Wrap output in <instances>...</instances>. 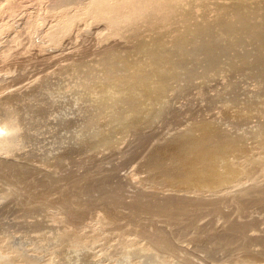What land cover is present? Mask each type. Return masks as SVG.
I'll return each instance as SVG.
<instances>
[{
  "label": "rangeland",
  "instance_id": "obj_1",
  "mask_svg": "<svg viewBox=\"0 0 264 264\" xmlns=\"http://www.w3.org/2000/svg\"><path fill=\"white\" fill-rule=\"evenodd\" d=\"M56 1L0 0V264H264V46L212 27L177 57L167 30L115 20L153 0ZM138 45L169 62L157 71ZM125 63L145 92L115 88ZM202 128L238 147L221 163L237 178L171 189L165 154Z\"/></svg>",
  "mask_w": 264,
  "mask_h": 264
},
{
  "label": "bare ground",
  "instance_id": "obj_2",
  "mask_svg": "<svg viewBox=\"0 0 264 264\" xmlns=\"http://www.w3.org/2000/svg\"><path fill=\"white\" fill-rule=\"evenodd\" d=\"M211 1H219L220 4H213L214 9L211 10L210 8L211 11L209 9H198L197 11H201L198 20L193 17V14L180 11V8L184 5V0H153L151 4L145 6V10L143 9L133 14L126 13L123 15L120 12H117V18L115 20H119L118 23H124L125 31H131L134 33L140 28H143V30L147 32H152L158 28L167 30L166 33L173 38L172 47H174V49H172L174 51L171 50L173 53L169 50L166 51V53H162L158 48H147L145 45H138V47H136L137 50H140L142 53L145 52V54H150L149 56H146L147 58L149 57V62L150 57H153L152 62L153 65L156 62L155 68L157 71L161 64L158 65L154 58L156 60L165 59V61H163L167 64L170 60L169 57H171L169 53L173 56L176 54L177 57L185 56V52L191 42L192 45L196 44V42L192 41L188 36H193V38L198 37L197 34L212 27H218L220 29L218 31L222 36L229 34L236 35V33H238L242 36L244 42L247 41V43L249 42L253 46H257L259 49L264 46V0ZM123 3V0H116V2L113 3V10L116 12L118 6ZM105 4H107V0H57L54 4V8H58L63 12L72 5H76V7L86 5L84 8L85 12L88 11V8H91V13H96L97 10L103 9ZM205 16H210V19H206ZM120 34H122L121 31H115V36L120 37ZM158 41L159 39L155 37L152 46ZM258 48L257 50H259ZM206 55L210 58H214L210 54ZM116 57L117 56H115V58ZM167 57L169 60H166L168 59ZM245 58L246 57L238 58L239 62L236 64L243 66L246 61ZM144 59L146 63V58ZM251 61L252 60H250V62ZM247 62L245 64H247ZM252 64L253 62L250 63V65ZM250 65L249 68L251 67ZM103 67L105 66L103 65ZM162 67L160 69H162ZM231 67L237 68L233 63ZM125 69L128 74L126 73L127 75L119 76L120 78H118L117 86L114 85L115 88L121 83L123 86H119L118 88H122V91L124 90V92H129V90L132 91L133 89L137 90V87L140 89L142 88V90L146 89L148 86L147 79L143 78L138 72H131L132 68L128 64H126ZM201 79L205 78L201 77ZM113 81L111 82V85L116 83ZM143 92H145V90ZM198 134L199 136H196L195 139L190 138V140L178 144L170 152L165 154L167 159L170 161L173 160V163L177 167V172L174 176H165V181L171 189L178 191L194 190L198 192H212L219 188L228 187L238 176V171L231 166L229 161L224 162L225 165L221 164L223 161L227 160L226 157L228 154L238 151V147L233 145L232 142L221 141L218 138H215L213 134L205 128H202ZM232 154L234 155V153Z\"/></svg>",
  "mask_w": 264,
  "mask_h": 264
}]
</instances>
